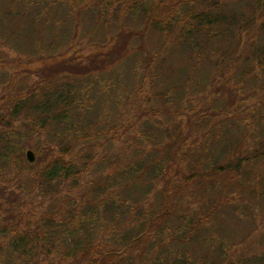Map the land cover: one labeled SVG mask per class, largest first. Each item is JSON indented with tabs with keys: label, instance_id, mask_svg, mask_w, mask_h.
Listing matches in <instances>:
<instances>
[{
	"label": "trees",
	"instance_id": "1",
	"mask_svg": "<svg viewBox=\"0 0 264 264\" xmlns=\"http://www.w3.org/2000/svg\"><path fill=\"white\" fill-rule=\"evenodd\" d=\"M11 1L26 2L9 0L0 5V25L29 14L32 40L27 56L36 60L44 56L42 36L59 6H66L74 20L82 11L77 5H56L63 0H37L39 5H13ZM130 1L124 3L126 13L134 15L139 10V30L119 28L101 51L81 61L61 58L63 53L53 49L49 56L61 59L38 67L34 71L37 81L18 87L14 106L11 102L7 114L0 112V264H264V251L236 248L246 236L236 244L219 234L223 214L228 213L232 221L241 218L237 211L243 200L239 199L246 200L241 193L255 195L249 198L252 203L244 201L242 207L257 208L255 218L264 221V178L257 181L249 171L254 160L264 164V110L254 108L244 120L243 129L253 131L250 137H228L224 128L227 121L237 122L236 96L230 84L233 69L247 63L242 77L250 76L253 69L264 71V41L243 48L238 38L253 29L264 33V0L262 5H236L239 0L233 5ZM98 13L102 18L104 5ZM15 33L11 24L0 38L8 41ZM69 33H65L67 43L75 37ZM156 34L161 40L148 54L147 68L152 65V73L146 114L160 115L165 121L155 125L159 141L145 154L138 125L119 122L123 109L104 118L102 106L92 119L86 116L91 108L79 84L97 86L99 76L132 51L127 43L138 38L143 45ZM177 47L183 52L179 69L183 77L169 84L160 71L163 67L174 70L171 53ZM200 77L209 80L204 90H209L210 99L206 105L198 102L196 111L190 103L193 113L184 117L182 125L184 113L173 88L184 85L182 97L187 88L200 86ZM140 84L137 96L145 88V83ZM98 91L102 92L101 87ZM153 101H159L160 108L151 106ZM131 102L133 109L138 107L136 100ZM20 116L26 121L24 130L13 131ZM33 130L44 137L50 157L43 161L38 156L30 164L23 157L27 143L21 140ZM110 133L130 141L126 151L96 152L102 141L111 143ZM91 166L92 176L83 180ZM7 177H13L11 189L3 185ZM208 192L217 194L216 198H208ZM29 199L36 206L27 214L22 208ZM44 203L46 209L41 210L39 204ZM196 242L201 256H194ZM211 256L218 263H207Z\"/></svg>",
	"mask_w": 264,
	"mask_h": 264
},
{
	"label": "rangeland",
	"instance_id": "2",
	"mask_svg": "<svg viewBox=\"0 0 264 264\" xmlns=\"http://www.w3.org/2000/svg\"><path fill=\"white\" fill-rule=\"evenodd\" d=\"M7 3L9 0H5ZM4 0H0V5L6 4ZM126 1L130 0H109V2L105 3V0H63L61 3L56 5H77V9L82 10L77 19H73L69 15V9L63 6L60 8L59 12H56L52 17V23L46 25V29L44 30L41 46L43 49L41 50L44 56L41 59L36 60L34 57L30 55L27 56L28 43L32 40V32H31V22L32 18L29 14L26 16H18L13 17L12 19H8L6 26L0 25V33L6 30V27L12 24V27L15 28L16 33L9 37L8 41L2 40L0 38V112L3 114H7V106L11 104L14 106L12 98L17 90L20 92V89L30 82L37 81L34 76V71L43 64L51 65L54 62V59L59 58H69L76 61L84 60L88 55L93 53H98L104 47V43H107L109 38L114 35L116 30L119 28H123L124 30L136 31L140 29L139 23V10L134 11V15L131 13H126L127 5H124ZM159 0H147V3L158 2ZM165 1V0H163ZM179 0H170V4L177 5L176 3ZM182 1V0H181ZM186 3L192 2L191 0H185ZM236 0H198L192 2L191 4L186 5H233ZM263 0H239L236 5H262L261 2ZM37 0H31L26 2L21 1H11L13 5H39L36 4ZM131 2V1H130ZM242 2V4H241ZM46 3V1H43ZM43 3L41 5H43ZM169 4V3H168ZM52 5V4H47ZM104 5L105 14L101 18L100 13H98V9L102 8ZM246 7L241 9V11L245 10ZM252 10V9H251ZM251 10L244 13H251ZM74 21V22H73ZM77 23V26H74ZM256 24L259 25L260 22L256 21ZM30 28V29H29ZM70 31V35L74 32V39L67 43L65 40V33L68 34ZM158 34L156 36H152L147 39L146 43L141 45L140 42H137L138 38L132 39L128 45L132 48V51L128 54L124 60L117 64L113 70L105 72L99 76L97 80H99L97 86H92L87 84V82H82L79 85L81 87V94H87V104L88 108H91L87 112V117L92 119L96 116L99 107H104V110H101V113H104V118H110L117 111V108H121L124 110V116L121 118L119 122L121 126H128V124L136 123L138 125V129L141 130L143 144L145 145V154L148 152V148L152 149V145H154L155 141H159L160 133L156 126H159L158 123L161 121H165L162 116H153L146 114V110H148L147 99L151 94V88L148 86L151 82V71L152 65L147 68L148 65V54L155 49L159 39ZM241 40L243 48L246 44L258 45L259 41L263 43L264 41V33L262 30H251L248 34L243 33L238 37ZM53 49H57L58 52H61L60 57L49 56ZM173 52L171 53L173 65L172 68L174 70H170L168 67H163L161 69V74L165 77H168V83L181 81L183 77L182 70H179L183 64L182 50L177 47L173 48ZM52 58V59H51ZM243 61V60H242ZM240 61V63L242 62ZM247 63L239 64L236 66V69H233V73L231 76V83L233 88V94L236 96L235 100V109H236V125L227 121L224 125V128L227 130L230 135H235L237 138L242 135H247L250 137L253 134L251 129L247 130V132L243 129L244 120L249 118L251 111L254 108H261L258 110H264V71L253 69L251 70L250 76L242 77L241 74L246 68ZM46 73L50 74L51 72L46 71ZM28 79V80H27ZM83 80V79H82ZM145 83V88L142 90V94L137 96V92L139 90L140 83ZM198 88H194L192 86L187 88V94L182 95L180 97L182 91L181 85L178 89L173 88V96L179 102L182 113H184L183 118L181 119V124L184 125V121L186 120L184 117H188L193 113L192 108L195 105L194 111L200 108V105H206L208 103V99L206 95L209 94V90H204L209 85V80L199 78ZM102 89L101 91L96 92V89ZM86 88V89H84ZM170 89V87L168 88ZM208 89V88H207ZM15 91V92H14ZM223 96L225 93L220 92ZM85 97V96H84ZM94 97L95 102H92V98ZM137 101L138 107L132 108L131 101ZM92 102V104H91ZM190 103L193 106H190ZM94 104V105H93ZM151 106L157 107L160 106L159 101H153ZM160 108V107H157ZM12 113V108L10 110ZM22 116L16 121L12 127V130H24L23 126L26 121L21 120ZM159 119V120H157ZM176 123L178 120L175 121ZM250 123V120L249 122ZM243 129L244 132L241 130ZM37 130V129H36ZM258 135L260 136V131L256 129ZM186 128L184 129V132ZM22 132V131H21ZM246 132V133H245ZM118 134L115 136L112 133L109 134V137L112 138L111 143L103 142L101 146L96 150V152L100 153H116L121 152L123 149L126 151L127 146H129L130 141L125 142V139L117 138ZM122 139L124 144L122 143ZM110 140V139H109ZM26 142L27 145L23 147V157L26 159V152L31 150L34 155V162H36L37 157L40 156L43 161L50 157V151H46V143L43 136H39L36 131L27 132V137L24 140H21V143ZM126 147V148H125ZM157 147V146H156ZM210 151L215 152V148L210 145ZM51 150V149H50ZM52 154L55 153V150ZM143 158V157H142ZM144 157L143 159H145ZM31 163V164H33ZM94 169V166L87 168L82 177L83 180L89 178L90 172ZM96 172L98 169H96ZM252 170L255 175V180L259 181L260 177L264 178V164L258 165L256 161L250 164L249 171ZM10 178V179H8ZM13 178V177H12ZM11 177H7L4 180L8 179L7 182H4L3 185L6 184L7 188L11 189L14 187V180ZM264 180V179H263ZM264 188V187H263ZM264 190V189H263ZM214 192H208L207 197L210 199H215L217 194ZM240 196L246 197L245 199L240 198L239 200H243L241 202L237 213L241 218L239 220H230L229 214H223L222 220L224 225L220 228V236L223 237L224 240H228L229 238H233L234 241H231L238 244L240 243V239L246 236V240L243 241L236 248H241L244 246H249L256 252L261 253L264 251V221H260L259 217L255 218V214L258 212L257 208H251L250 206H244V201H251L249 198H254L255 195H247L246 193H241ZM206 197V196H205ZM248 197V198H247ZM38 202V199H35ZM40 202V201H39ZM252 203V201H251ZM38 204V203H37ZM41 205V206H40ZM47 203L39 204L41 210L46 209ZM251 205V204H250ZM36 206V203L33 201L27 200V206L22 208L24 213L29 214V210L31 211V207ZM248 208V209H247ZM255 212V214L253 213ZM32 213V212H30ZM254 220V221H253ZM20 227H24L19 225ZM227 245L230 243L228 241H224ZM199 242L193 244V248L195 251L194 256H201L202 251L200 250ZM249 247L247 250H249ZM218 263L217 258L215 256L208 257L207 263Z\"/></svg>",
	"mask_w": 264,
	"mask_h": 264
},
{
	"label": "water",
	"instance_id": "3",
	"mask_svg": "<svg viewBox=\"0 0 264 264\" xmlns=\"http://www.w3.org/2000/svg\"><path fill=\"white\" fill-rule=\"evenodd\" d=\"M26 160L28 163H33L34 162V155H33V152L31 150H28L26 152Z\"/></svg>",
	"mask_w": 264,
	"mask_h": 264
}]
</instances>
